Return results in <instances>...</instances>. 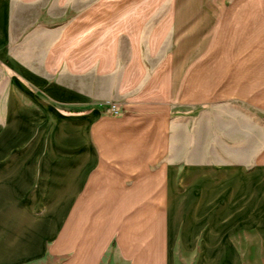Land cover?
I'll return each instance as SVG.
<instances>
[{
  "label": "crops",
  "instance_id": "obj_1",
  "mask_svg": "<svg viewBox=\"0 0 264 264\" xmlns=\"http://www.w3.org/2000/svg\"><path fill=\"white\" fill-rule=\"evenodd\" d=\"M42 1L0 0L6 78L0 87V264L28 262L57 235L67 238L73 204L125 203L108 190L119 175L133 174L139 189H147L153 176L141 164L153 157L162 206L159 264H264V104L254 95V73L233 72L226 89L232 101L190 99L179 84L168 83L175 72L164 68L156 71L161 80L148 85L147 74L132 68L114 84L115 50L107 70L85 74L70 63L85 59L83 49L71 60L61 47L75 43L77 49L83 22L69 21L72 9L53 22L30 19L67 2ZM129 6L121 8L130 12ZM22 29H29L26 41L16 34ZM54 31L62 36L47 41ZM52 45L58 48L49 50ZM95 46L87 52L93 59ZM124 156L128 162L117 165ZM75 237L78 246L84 239L79 228ZM126 251L119 244L113 260L92 264H127L115 260ZM147 261L141 256L131 264Z\"/></svg>",
  "mask_w": 264,
  "mask_h": 264
},
{
  "label": "rangeland",
  "instance_id": "obj_2",
  "mask_svg": "<svg viewBox=\"0 0 264 264\" xmlns=\"http://www.w3.org/2000/svg\"><path fill=\"white\" fill-rule=\"evenodd\" d=\"M57 1L43 0L42 3L57 5ZM63 5L65 7L58 10L54 6L55 10L50 14L32 13L30 19L35 16L36 22H53L65 15V9H75L67 16L69 21L83 22L82 39L78 41L77 49H74L75 43L61 46L62 54L68 57L71 53L70 59L75 60L76 56L72 55L83 49L85 59L70 63L83 66L85 74L92 75L97 71L102 74V69L107 70L108 59L112 58L111 50L114 49L115 63L112 60V67L117 72L114 84L122 79L121 72L132 68L147 74L148 85L154 80H161L156 71L164 68L170 73L172 70L175 72L173 77L167 78L169 84L172 80L179 84L186 97L208 102L232 101L228 98L231 93L226 92L228 82L231 78L236 79L232 74L237 69H248V72L254 73L256 82L252 85L259 86V92L254 95L260 104H264V0H67ZM120 5H130L132 10L126 12L128 8H121ZM14 17L18 21L17 13ZM28 30H16V34L21 33L20 40L23 36L22 41L27 40ZM24 33L26 35H22ZM49 35L47 41L54 37L53 42L62 36L55 31ZM93 41L97 42L95 47L98 52L94 59L87 53ZM52 47L58 48V45L48 46V49L52 50ZM134 48L137 57L133 61L135 58H130V55ZM66 62L65 58L61 66ZM144 76L139 79L145 80L147 77ZM5 84V72L0 68V87ZM3 121L0 120V125ZM128 147L131 150L132 144ZM129 158L118 157L116 164L124 160L128 162ZM154 165L155 157L147 166L141 164L153 176L145 190L139 189L142 182L137 176L126 172L119 175V179L116 175L119 180L115 182V188H107L110 192L122 194L124 198L118 200L125 203L84 204L79 208L73 204L67 214L65 228L68 236L64 242L57 235L49 241L43 255L21 264H92L97 260L103 263L113 260L119 244L121 249H127L122 252L126 258L115 260L131 264L142 256L148 259V264H159L162 256V206ZM40 213L38 211L36 215ZM77 228L84 235L78 246L75 237ZM93 233L95 236H90ZM156 242L159 243L158 248Z\"/></svg>",
  "mask_w": 264,
  "mask_h": 264
},
{
  "label": "built area",
  "instance_id": "obj_3",
  "mask_svg": "<svg viewBox=\"0 0 264 264\" xmlns=\"http://www.w3.org/2000/svg\"><path fill=\"white\" fill-rule=\"evenodd\" d=\"M112 109H113V110H115V105H114V106H112Z\"/></svg>",
  "mask_w": 264,
  "mask_h": 264
}]
</instances>
